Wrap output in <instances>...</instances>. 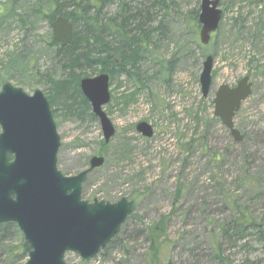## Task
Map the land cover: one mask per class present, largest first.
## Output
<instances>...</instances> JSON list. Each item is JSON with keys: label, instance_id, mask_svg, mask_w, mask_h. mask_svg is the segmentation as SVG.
Masks as SVG:
<instances>
[{"label": "rangeland", "instance_id": "374dc122", "mask_svg": "<svg viewBox=\"0 0 264 264\" xmlns=\"http://www.w3.org/2000/svg\"><path fill=\"white\" fill-rule=\"evenodd\" d=\"M35 1L0 0V89L10 82L29 95L40 89L47 97L46 76L58 79L64 73L49 46L50 24L33 14ZM174 1L143 57L140 82L125 74L111 82V100L103 109L116 132L108 143L91 110L76 117L51 106L61 139L57 167L64 175L85 170L95 154L105 158L103 166L87 175L82 199L114 203L126 197L136 203L117 238L89 262L66 253L69 264H150L149 243L141 231L162 217H167L169 239L175 243L170 264H217L212 261L216 239L224 242L231 264H264V250L254 237L244 247H233L218 231L230 217L224 208L228 197L243 205L253 202L257 214L264 211V188L243 187L245 175L264 166V2L220 0V27L202 45L198 18L193 19L200 0ZM5 4L10 14L4 17ZM108 9L107 15L116 12L115 5ZM160 18L161 13L155 25ZM207 55L214 57V66L210 94L203 98L200 73ZM170 62L174 67L167 72ZM244 76L250 77L252 94L234 118L243 136L235 141L213 115L212 99L221 84L233 87ZM140 121L152 125L151 138L137 132ZM258 193L261 199L255 198ZM11 239L0 244V264L4 245L24 237L14 234Z\"/></svg>", "mask_w": 264, "mask_h": 264}, {"label": "water", "instance_id": "95a60500", "mask_svg": "<svg viewBox=\"0 0 264 264\" xmlns=\"http://www.w3.org/2000/svg\"><path fill=\"white\" fill-rule=\"evenodd\" d=\"M223 18L220 0H200L199 39L208 45ZM52 38L61 47L74 42L72 21L57 15L51 22ZM214 58L206 56L200 73L201 94L207 98L212 87ZM80 89L101 124L105 143L115 128L104 111L111 100L110 75L106 72L83 77ZM252 94L249 76L235 86L221 84L212 99L213 115L220 119L235 141L242 139L234 118L242 102ZM137 132L151 138L154 129L146 121ZM0 223H15L30 247L24 264H69L65 255L73 252L83 262L92 260L118 233L136 209L126 197L110 203L82 199L87 175L103 166L105 158L93 155L88 167L73 176L57 167L61 139L48 98L40 89L32 95L10 82L0 90ZM75 264V263H70Z\"/></svg>", "mask_w": 264, "mask_h": 264}, {"label": "trees", "instance_id": "16d2710c", "mask_svg": "<svg viewBox=\"0 0 264 264\" xmlns=\"http://www.w3.org/2000/svg\"><path fill=\"white\" fill-rule=\"evenodd\" d=\"M14 1L19 3L21 0ZM175 3L174 0H36L32 9L34 15L41 16L49 24L57 15H63L72 21L74 26V42L71 45L61 47L53 38L49 42L64 73L58 79L46 76L50 106H61L66 114L76 117H82L89 112L91 106L80 89V80L83 77H91V74L83 73L87 70L98 74L108 73L110 85L119 74H125L140 82V66L149 43L152 37L162 30L167 12ZM113 5L116 6V12L107 15L108 8ZM7 7V4L2 7L4 17L10 14ZM160 13L161 18L155 25L156 17ZM198 14L199 8L194 14L195 21ZM212 55L216 56V53L213 52ZM173 67L170 62L164 70L171 72ZM162 70L163 67L160 71ZM90 116L96 119L92 111ZM243 187L246 190L263 189L264 166L254 167L250 175H245ZM255 198L261 199V195L258 193ZM224 208L230 212V217L218 229L219 236L233 247H244L247 241L254 237L264 250V211L257 214L253 202L243 205L231 197H228ZM132 215L133 213L130 216ZM141 233H144L149 243V263L170 264L169 253L175 249V243L172 244L169 239L167 217L151 222ZM14 234L22 235L15 223H0V244L6 240L11 241ZM3 245L2 251H5L4 248L7 250L4 252V264H19L28 259L30 247L24 239L18 244L4 245V248ZM223 246L224 242L216 239L212 261L217 264H231Z\"/></svg>", "mask_w": 264, "mask_h": 264}, {"label": "bare ground", "instance_id": "6f19581e", "mask_svg": "<svg viewBox=\"0 0 264 264\" xmlns=\"http://www.w3.org/2000/svg\"><path fill=\"white\" fill-rule=\"evenodd\" d=\"M111 7V6H110Z\"/></svg>", "mask_w": 264, "mask_h": 264}]
</instances>
